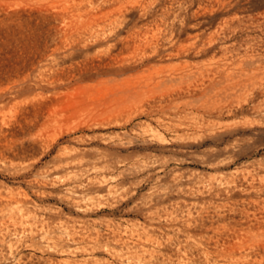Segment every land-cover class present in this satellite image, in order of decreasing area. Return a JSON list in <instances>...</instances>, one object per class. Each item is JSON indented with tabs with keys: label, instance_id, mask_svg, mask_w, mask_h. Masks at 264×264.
<instances>
[{
	"label": "rangeland",
	"instance_id": "rangeland-1",
	"mask_svg": "<svg viewBox=\"0 0 264 264\" xmlns=\"http://www.w3.org/2000/svg\"><path fill=\"white\" fill-rule=\"evenodd\" d=\"M0 42V264H264V0H0Z\"/></svg>",
	"mask_w": 264,
	"mask_h": 264
},
{
	"label": "bare ground",
	"instance_id": "bare-ground-1",
	"mask_svg": "<svg viewBox=\"0 0 264 264\" xmlns=\"http://www.w3.org/2000/svg\"><path fill=\"white\" fill-rule=\"evenodd\" d=\"M163 68H165L164 66H156V67H154L153 69H154V72H161L162 70H163ZM152 74H153V71H151L148 75H149V79L151 80L152 79ZM138 78H140L141 76H137ZM136 77V78H137ZM165 77V76H164ZM135 79V78H134ZM134 79H132V78H126V79H124V80H122L120 83V85H122V86H124V89L123 90H126V91H128V90H131V89H133L134 88V86L136 85V83L138 82V81H135ZM149 81V80H148ZM105 82H107V81H103V82H101V84H105ZM118 84H119V82H118ZM121 87H119V89H120ZM119 89L117 90V91H119ZM134 90H135V88H134ZM122 91V90H121ZM136 91V90H135ZM137 91H138V89H137ZM129 92V91H128ZM140 92V91H139Z\"/></svg>",
	"mask_w": 264,
	"mask_h": 264
},
{
	"label": "trees",
	"instance_id": "trees-1",
	"mask_svg": "<svg viewBox=\"0 0 264 264\" xmlns=\"http://www.w3.org/2000/svg\"><path fill=\"white\" fill-rule=\"evenodd\" d=\"M12 52V48H8L4 43L0 42V59H4V57ZM7 66L1 67L0 66V76H3L4 74L10 73L9 69H6Z\"/></svg>",
	"mask_w": 264,
	"mask_h": 264
}]
</instances>
